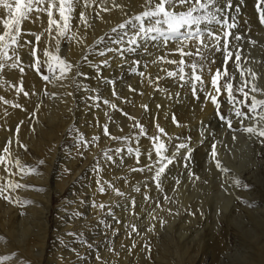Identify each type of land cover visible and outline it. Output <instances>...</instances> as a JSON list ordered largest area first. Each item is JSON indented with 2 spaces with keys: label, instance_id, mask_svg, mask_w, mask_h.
Returning <instances> with one entry per match:
<instances>
[{
  "label": "rangeland",
  "instance_id": "374dc122",
  "mask_svg": "<svg viewBox=\"0 0 264 264\" xmlns=\"http://www.w3.org/2000/svg\"><path fill=\"white\" fill-rule=\"evenodd\" d=\"M83 1L87 4L88 0H81V9L85 5ZM9 2L14 4V0H9ZM231 2L232 8L227 13H225V15H227L229 22L232 21V18H235V21L237 20L236 24H238V27L233 29L232 32L234 35H240L242 37V39L239 40L240 42L229 37L230 48L235 49L233 51V60L235 59V52L238 51L237 47H239V52L242 55L244 52H247V54L254 60H260L262 58V55H259L260 49L258 48L260 47L256 45V42L254 44L252 43V41H255L252 33H250L252 28L246 25V21L244 23L239 21L241 19H246L247 17L243 13V5L245 3H236L235 0H231ZM220 6L224 7V4L221 3ZM93 7H96V4H94ZM77 8L75 11L76 13L73 15V20L74 17L78 18L79 13L82 11H80L79 6H77ZM179 10L182 9L178 8L177 11ZM235 12L237 14H235ZM54 15L57 17L55 12ZM7 18V9L0 6V34H3V21ZM39 18H37V14L33 12L30 14L28 19L22 22V31H26L25 33L38 34L40 35V40L36 41L35 35L29 34L22 36L21 43H24L25 41H31L32 44L22 47L18 50V55L20 58L19 67H21L24 63V65L33 68V72L41 79L42 75L50 76V81H45L43 79L42 81H52L54 84H64L66 79L69 77V73L66 79H55L53 75L47 71V67L44 64V61L47 58L43 55V53L45 49L49 48L44 47V45L40 42L42 41L43 36L41 35V30L37 28V23L44 20V29H48V16L46 13H40ZM257 18H260V14H258ZM37 19H39V21ZM39 25L41 26V23ZM214 25L215 24L213 23L212 25H207L204 27L205 29L215 28ZM239 25H241L240 28ZM244 25L247 27L245 28ZM261 25L262 24H259V26ZM117 26H113L112 29L116 28ZM237 28H242L245 30L249 28V31H244L241 29V32H243L245 34L244 35L243 33H240V30H237ZM112 29H110L101 37L103 38L102 43L98 41L100 40L99 38L93 46H88L87 50L83 54V57L79 62H77V64L79 63L78 65H73L70 60L63 57L59 52L60 57L64 58L68 63L74 66L71 72H73V80L77 87V89L74 91L76 94L73 102V110L76 114V117L75 119L72 118L70 120L68 127L64 131V134H62L61 138L57 142V150L54 155L51 156V159L45 160L41 158L32 161H24L25 163L20 164V166L22 169H26L27 172L21 173L22 176H20L23 177L21 180L19 177L15 178L14 175L16 161L18 160L17 157L15 156V159L13 160L12 156H6L5 158L2 156V158H4L7 162L4 160L6 163L0 165V186L3 185L5 189H7V185L10 183H7V180H10L12 183L16 184L23 183L28 190H33V187L27 183V179H29V177H41L46 176L47 174L49 175L48 190H51L53 200L51 208L52 211L48 213V219L51 221L52 226L51 235L47 242V253H44L41 264H58L54 260L53 253L56 256V259H58L59 264L60 261H62L61 264H110L108 261H110L111 257L118 260L124 256L131 258L127 260V264H158L152 253L154 246L153 243L158 237L159 241L161 242L159 245L160 251L163 255L166 254L163 247H161V245L164 243L162 234H164L166 231L164 229H159L157 232L155 231V222L160 220L150 213L152 211V207L150 206H154L156 202V198L154 197L157 195L161 200H166V208L171 214L170 217H175L176 215L177 209L179 207L178 195L181 191H194L199 197H206L211 202H217L220 197H225L224 191L227 190L225 185V175L216 168L215 161L211 157L213 143H216V150L218 152L217 159L221 161L223 167L235 166L239 169H242L245 165L250 163L245 162L247 150L244 145L239 142H228L231 136L222 133L220 118L218 119L219 121H217V124L221 126L219 128L213 123L214 119L209 120L208 123L198 120V122L203 125L197 127V135L200 134V139L194 144V147L192 146L193 151L191 152L190 159L186 158V149H180L176 154L174 162L166 168L164 173L161 174L159 182L154 179L155 176H145L144 178H138L131 168L136 167L141 169L151 166L152 164L155 165V151L152 137L159 136L160 140L165 143L167 147V152L165 154L168 156H171L172 153L176 151L177 145L185 143V140L183 138L181 139L179 135L168 136L165 135V133H160L157 126L155 131L150 135L148 134L147 129H144V131L141 132L142 126L139 119L141 115L146 113L151 107V100H148L144 103L143 111L139 116H134L126 110L131 96L130 94L121 95L120 91H117V81L124 82V85L128 86V88L132 90L131 92L135 94L139 92L138 90H140L141 86L146 80H148L149 70L157 66L156 62H160L162 52H166L167 55L172 57L170 58L166 55L167 60L179 61L181 56L175 51V49H170L168 47L169 45L164 43L162 37H158L155 43H163L164 46H159L160 44H156V46L153 47V44H150L145 50H143L142 54L135 55L136 46L128 43V38L135 30L129 26L125 29V34L120 33L119 31L114 33L112 32ZM72 30L73 29L71 28V31L68 33V38L60 39V45L63 42H69L72 39ZM54 31L55 29H53V32ZM44 33L49 37V33H47V31ZM147 39L148 38L138 39L136 45H139ZM195 44L185 48V51L192 50L194 52ZM244 46H246L247 49H244ZM164 47H168L166 51L164 50ZM33 48L36 49V55L33 56L34 60L36 57H39L41 61L39 73L35 70L34 66H29L33 65L34 61H29L27 58V60H24L27 55L24 53L31 54ZM128 49H134V51H128ZM52 52L55 53V51ZM100 52H104L105 55H100ZM156 54H159V58L153 61ZM129 55H132V57L128 58ZM204 55L207 58L204 61H201L199 57H184L186 61L185 73L188 75H191V70L187 67V64L191 63L193 59H195L198 64L204 65L202 73H199V69L197 71L198 74L202 75L205 86L203 90H200V85L197 84V92L195 95H193L190 82L185 83L184 81L179 80L178 76H167L168 71H176L178 68L177 64L167 63L165 71L161 72L158 76L155 90L152 91L154 94H152L151 98L153 100L154 106L157 107V110H161L162 107L167 106L169 113H172L176 109H184L187 105H191L192 108L190 110V116L193 118H196V116L203 111V109L199 108L198 102L200 100V96L204 97L209 94V91H206V84L207 82L211 81L212 72H215L218 68L222 67V57L220 52H214L213 54V52L205 51ZM85 57L87 59H85ZM104 60H108V66H104ZM213 60L215 61L214 63L212 62ZM241 60H243L242 56ZM246 62H248V60H246ZM8 63H11V61ZM86 65H88L87 68L89 67L90 69L89 71L86 69V72H83V67ZM98 65L99 69L97 68ZM77 66L79 68H77ZM19 67L15 70H18ZM118 68H120V76H125L124 78L118 77L119 80H117L115 77L117 75ZM232 68L234 69L235 66L232 60H230L228 62L229 73H233ZM5 69L11 70L13 68L5 67ZM209 70H211V72ZM77 71L83 73L84 80L82 79V81H80V76H76ZM252 71L257 75L258 81L264 82L263 72H259L258 70L254 69ZM91 72L94 73V76L91 77L92 80L90 81ZM140 73H143V75H140ZM58 74L59 73L57 72L56 75ZM188 75L185 77L186 80L188 79ZM105 80L114 81L115 83H105ZM94 84L98 86V89L89 90V88L93 89ZM105 84H109L110 88L112 89L108 94H106L107 92H104ZM163 84H170L171 86L166 88L163 87ZM233 84L234 89L240 84L237 75L233 81ZM221 85H223V80H221ZM46 90L43 91L44 94L49 92ZM114 92L115 94H113ZM95 97H99V99H95ZM237 98L242 100L243 96L237 94ZM105 100L109 101V103L105 104ZM118 101L121 102L120 105L115 104V102ZM217 101L221 107H219L220 116L223 115L227 118H230L232 120V128L239 129L238 127L240 122L234 115V112L230 111L232 106L225 105L228 101L225 91L217 95ZM248 103L250 104L251 101L249 100ZM111 105H115L116 107L113 108ZM145 105L147 108L144 107ZM237 106L241 107L242 111L248 112L246 107L241 105ZM105 108L107 109V112H103ZM115 113L120 116V122H118L116 119L111 120L112 114ZM99 114L105 115L103 119ZM90 116H93V118L91 119ZM249 116L251 117L250 113ZM90 119L91 123L87 126V120ZM125 120H133L130 128L127 129V132L112 135L114 134L112 133L114 126L119 127V124H124ZM245 120H251V122L256 123V121H252L253 119L251 118ZM171 121L174 123L173 118H171ZM105 126H107V133L105 132ZM159 128L161 127L159 126ZM192 130H195V128H192ZM114 137H119V139H114ZM235 139L245 143L246 140H250V137L249 134L246 133L245 135L235 137ZM261 141L262 138L259 137L255 143V148L258 147ZM192 143H194V141H192ZM234 145H238V147L235 148ZM9 147L10 146H8V148ZM137 150L139 155L137 154ZM197 150L202 151L200 154L202 158H200L198 161H194L192 158L193 153H196ZM226 151L231 154H237L239 157L233 161H229L226 157ZM149 153H151V158H149ZM133 160H136L135 165L131 164ZM40 161H44V163L41 164ZM127 165H129L128 169L126 168ZM9 166L11 167L9 168ZM123 167H125L127 170L126 174H121V184H117L115 187L111 188V182L106 180V178L103 176L104 169L106 168L105 170L107 172L115 174L121 171H116L117 169H123ZM2 175H4V177ZM70 175L74 176L68 186L61 188L62 183L65 182V180H67L68 176ZM263 179L264 171L261 174V177H259V182L257 183V189L261 191L259 193L257 192V194L261 196L264 195V187L261 183ZM57 182L61 183L58 187L56 185ZM164 183H168L169 185V189L166 192L163 186ZM28 185L31 186V188ZM101 187L104 189L103 192L100 191ZM16 189L17 191L21 190V187ZM137 189H139V191H137ZM117 190L119 193H123V195H119ZM150 192H154L156 195H151ZM220 193H223V195ZM244 197L241 195L239 196V198L242 200H245ZM239 198L235 200L236 204H240V202H242ZM0 199L2 204L7 202L3 196H1ZM171 200H176L175 207H172ZM262 200L264 201V198ZM19 202L23 207H29L31 205V201L26 197H23V199L19 198ZM101 204L105 205V207L100 208L99 205ZM142 204L143 206H141ZM62 210L63 213L60 212ZM192 210V206L187 205L182 213L183 215L187 214L189 216V212ZM77 212L80 213V215H73ZM199 213L200 211L198 209L196 212L193 211V218L195 220L198 219ZM67 217L70 220L68 222H74L75 226L77 227L75 229H67L66 227L61 230L55 229L56 222L61 226L68 225L64 224ZM174 220L175 218L172 220L166 219L163 222V228H167L170 224L172 225ZM178 226L179 224L175 223L173 228ZM254 227L255 226L251 228ZM235 229L237 232H232L229 235L231 239L229 240L231 247H235L236 244L240 243L241 239L240 230L242 227H235ZM148 231L150 233H148ZM154 232H156L157 235H155L156 233ZM209 240H211V237L207 239V241ZM218 240L219 239L216 241L218 242ZM248 241L251 242V239L248 238ZM189 244H192L191 240L189 241ZM218 244L220 246L214 243L205 244L203 250L206 254L209 253L211 255L213 253L216 258H218V255H222L220 254V250L221 246H223L221 245V242ZM36 251V253H39V250ZM16 253L18 252L13 251L11 254H0V258L6 256L10 257L8 260L0 261V264H30V262H25L22 261V259L17 258ZM70 254L71 256L75 254L77 257L76 262L73 263L72 260H70L71 258L66 260ZM37 258L39 259V257ZM206 258L208 261L207 264H210V256H207Z\"/></svg>",
  "mask_w": 264,
  "mask_h": 264
},
{
  "label": "bare ground",
  "instance_id": "6f19581e",
  "mask_svg": "<svg viewBox=\"0 0 264 264\" xmlns=\"http://www.w3.org/2000/svg\"><path fill=\"white\" fill-rule=\"evenodd\" d=\"M235 2L240 4L245 3L243 5V13L247 17L246 19H241L239 21L242 23L246 21V25L252 28L250 33H252L256 45L260 47L258 48L260 49L259 55H262L260 60H254L247 54V52H244L243 55L240 53V55L243 57V60L240 62L241 66L243 67L242 69L246 70L248 68H253L254 70L264 73V25L259 26V24H261L260 18H257L258 14H260V11H264V0H235ZM94 4H96V7H93ZM144 4L145 0H88L86 7L83 6L81 9L79 5L80 11L82 10V12L85 14L87 24L81 22L79 17H74L72 25V39L70 42H63L61 45L59 44V52L63 57L70 60L73 65H76L77 62H79L83 57V54L87 50L88 46H93L96 41L106 32L112 29L113 26H117L131 18L133 15L144 11ZM235 14L237 13L235 12ZM39 19L37 20L39 21ZM43 21H39L37 23V28L41 30V35L43 36V39L40 42L44 45V47H48V50L55 51L56 31L52 32L53 36H46L44 33L46 32L44 29L45 23ZM40 23L41 26L39 25ZM241 25H239V28ZM247 26L244 25L245 28ZM214 27L215 28L213 29H218L216 25H214ZM239 28H237V30H240V33H243L241 32L242 30L249 31V28L246 30L242 28L241 30ZM155 41L156 40H153L149 37L146 41H143L139 45H135V55L142 54L143 50H145L150 44H153V47L156 46V44H160L159 46H164L163 43H155ZM195 43V41H192L189 44V47ZM167 45H169L168 47L170 49L177 48L175 41H169ZM168 47H164V50L166 51ZM244 47V49H247L246 46ZM237 48L239 51V47ZM24 54L28 55H26L24 60L29 59V61H34L32 54ZM158 55L159 54H156L153 61L159 58ZM166 55V52L161 53V57H164L165 59L160 60L159 63L156 62L157 66L149 70L148 80H146L141 86L140 90H138L139 92L134 94L131 92L132 90H130L128 86L124 85V82L122 81H117V91H120L121 95L130 94L131 99L127 104L126 110L136 117L139 116L143 111L144 103L148 100H151V107L146 113L141 115L139 119L142 128L147 129L149 135L155 131V128L158 125L164 129L165 135H179L181 139L183 138L185 142L189 143L190 147H194V144L200 139V134L197 135V127L203 125L198 122V120L208 123L209 120L214 119L216 121L213 120V123L216 124L218 128L221 127L217 124V121H219L218 119L220 117L221 107L217 109L210 99V96L207 95L204 97L200 96L198 103L199 108L203 109V111L199 113L196 118L190 116V110L192 108L191 105H187L184 109H176L172 113H169L167 106L162 107L161 110H157V107L154 106L151 96L154 94L152 91L155 90L159 74L164 72L167 67V63L165 61L169 55ZM130 57H132V55L128 56V58ZM245 59L248 60V62H246ZM87 66L88 65L83 67V72H86V69L89 71L90 68H87ZM21 67L24 68L23 72H20L19 69H4L2 72H0V98H2L0 99V158H2V156L4 158L6 156H12L14 160V157L16 156L19 161V166L16 164L14 175L15 178L19 177L22 180L23 177H21V173L27 171L26 169H22L20 164L25 163L24 161H32L41 158L49 160L56 152L57 142L61 138L62 134H64V131L68 127L70 120L72 118L75 119L76 117V114L73 110V102L76 94L74 91L77 89V87L73 80V72L69 73V77L66 79L64 84H54L52 81H42V79L33 72V68L24 65V63ZM232 70L236 73L239 82H241L239 71H237L235 68H232ZM119 71L120 68H118L117 75L115 76L117 80H119L118 77H125L120 76ZM214 73L215 72H212V75ZM93 76L94 73L91 72L90 81L92 80L91 77ZM245 78L251 80V76L247 73V71H245ZM79 79L82 81L83 75L80 76ZM253 82L256 83L259 88L264 89V82L258 80ZM21 84L24 90L23 92L19 90ZM168 86L170 87L171 85L163 84V87L167 88ZM206 87V91H209V94L216 96L219 95L212 88L211 81L207 82ZM96 89H98L96 84H94L93 89L89 88V90ZM44 90L49 92L44 94ZM110 90H112L110 85L105 84L104 92H107L106 94H108L110 93ZM245 90L247 91L248 89L246 88ZM223 91L224 90L221 87V93H223ZM24 92H27L28 95L25 96ZM255 95H257L258 99H264V95H260L259 93H256ZM5 101H7V103H5ZM115 104L120 105L121 102L118 101L115 102ZM14 105H18V107ZM225 105L228 106L230 104L227 101ZM103 112H107V109L105 108ZM99 115L102 119L105 116L104 114ZM90 117L91 119L93 118V116ZM111 118V120L116 119L118 122H120L121 119L117 113L112 114ZM171 118L174 119V123L171 121ZM91 119L87 120V126L90 125ZM132 122L133 120H125V123L119 124V127L114 126L112 132L114 134L112 135L127 132V129L130 128ZM220 122L222 125V133L231 136V138L228 140L229 143L239 142L245 146L247 150L245 162L250 163L245 165L242 169H239L235 166H225L229 169V172L224 174L227 190L224 191L225 197H220L217 202H211L206 197H199L194 191H181L178 195L179 207L175 217H170L171 214L166 208V200H161L156 195V193L150 192L151 195H156V197H154L156 198V202L154 206H150L152 207V211L150 213L161 221L155 222V231L157 232L159 229H164L166 231L164 234H162L164 243L161 245L166 254L163 255L160 251L159 245L161 242L159 241L158 237L153 243L154 246L152 253L158 264H207V256H210V264H264V201L262 200L264 195L261 196L257 194V192H261L257 189V183L259 182V177H261V174L264 171V144L260 142L258 147L255 148V143L259 138L258 136H249L250 140H246L245 143L237 139H233L234 136L238 137L245 135L246 133L243 131L233 132L227 127V124L224 121L220 119ZM252 124H255V122H251V120H244V126H249ZM240 127L241 124L239 123L238 128ZM192 128H195V130H192ZM189 137L191 138L190 141H188ZM261 138L264 140V137ZM192 141H194V143H192ZM8 146L10 147L8 148ZM5 147L9 149L8 153L3 151ZM234 147L237 148L238 145H234ZM201 153V150H197L196 153H193V160L198 161L200 158H202V156H200ZM226 157L229 161H233L234 159L238 158L239 155L231 154L226 151ZM4 158L3 160H5ZM157 159L158 157L156 153H154L155 165L152 164L151 166L142 168L144 169L143 171H134L133 169L136 167L131 169L135 172L138 178H144L145 176L153 177L155 176L156 169L159 167V165L156 163ZM131 164L135 165L136 160H133ZM10 167L11 166H9V168ZM128 167L129 165L126 166L127 169ZM149 167H151V171H149ZM126 168L123 167V169H117L116 171H121L115 174L107 172L105 170L106 168L104 169L103 176L106 178V180L111 182V188L115 187L117 184H121V174H126ZM2 176L4 177V175ZM73 176H68V179L62 183L61 188L65 186L67 187ZM231 177L239 178L248 187L245 188L235 186L233 180L230 179ZM27 181L26 182L33 187V190H28L23 183H20V185H22L21 190L17 191V189L12 188L6 189L5 194L11 198L10 201L7 200L5 204L0 202V237L4 238L0 239V254H11L13 251H16L18 252L16 253L17 258L22 259V261L30 262V264H41L44 253H47V242L51 235L52 223L48 219V213L52 211L51 208L53 197L51 190H48V174L41 177H29ZM9 182L11 181L7 180V183ZM261 183L264 187V179ZM59 184L61 183H56L57 187ZM31 186L29 187L31 188ZM163 186L166 192L169 189L168 183H164ZM37 189H43V191H39ZM220 194L223 195V193ZM240 195L242 197L245 196V200L239 198ZM23 197H26L31 201V205L29 207H23L20 205L19 198L23 199ZM238 198L242 201L240 204L235 203V200ZM248 202L254 203L255 206H249ZM171 205L172 207H175L176 200H171ZM187 205H191L193 208V210L189 212V216L187 214L183 215L182 213ZM141 206H143V204ZM197 209L200 211V213L198 219L195 220L193 218V211L196 212ZM60 212L63 213V210ZM173 218H175V220L173 221L172 225L170 224L167 228H163V222L166 219L172 220ZM68 221L70 220L67 217L64 224L68 225L63 226L57 224L56 222L55 229L61 230L64 229V227L67 229H75L77 227L75 226L74 222L69 223ZM175 223H178L179 226L173 228ZM253 226L259 228H251ZM235 227H242L240 230L241 239L240 243L236 244L235 247H231V243L229 241L231 239L229 235L232 232H237ZM148 233L150 232L148 231ZM155 235H157V233ZM209 237H211V240L207 241ZM248 238L251 239V242L248 241ZM215 239H219L218 242ZM190 240L192 241V244H189ZM219 241L223 246H221L220 250V254L222 255H218V258H216L213 253L210 255L209 253L206 254L204 252L203 247L205 244L214 243L219 245ZM36 250H39V253H36ZM37 257H39V259ZM53 257L55 262L59 264L54 253ZM69 259L72 260L73 263L77 261L75 254L72 256L70 254L66 260ZM128 259L131 258L124 256L123 258L121 257L116 260L111 257L108 263L127 264ZM61 262L62 261H60V264Z\"/></svg>",
  "mask_w": 264,
  "mask_h": 264
},
{
  "label": "snow or ice",
  "instance_id": "6c2138e0",
  "mask_svg": "<svg viewBox=\"0 0 264 264\" xmlns=\"http://www.w3.org/2000/svg\"><path fill=\"white\" fill-rule=\"evenodd\" d=\"M81 0H14V4L10 3L9 0H0V6L7 9L8 18L3 21V34H0V72H2L5 67L16 69L19 67V55L18 50L27 45H31V41H25L21 43V38L23 35H35L36 41L40 40V35L34 33H25L22 31V22L29 18L30 14L35 12L37 18H39L40 13H46L48 16L49 27L46 31L49 36H52L53 29L56 31V50L55 53L45 49L43 55L47 58L44 64L47 67V71L53 75L55 79H66L68 73L73 70V65L68 63L64 58L59 56V44L60 38H68V33L72 28L73 15L76 11L77 6H79ZM221 3L224 7H221ZM85 7L87 6L85 2ZM144 11L133 15L131 18L127 19L125 22L120 23L116 28L112 29V32L125 33V29L131 26L135 31L128 38V43L131 45H136L138 39L141 38H151L156 40L158 37H162L165 44L169 41H175L177 48L175 49L181 56L179 61L176 60H166V63L177 64L178 68L176 71H168V77H177L179 80L185 83H191V89L193 95L197 92V84L200 85V90H203L205 82L201 74L203 72L204 65L198 64L195 59L191 63L187 64V67L191 70V75L185 73L186 61L184 57H199L201 61L207 58L204 55L205 51L208 52H220L222 57V67L218 68L211 78V86L217 94L221 93V87L227 95L228 103L232 106L230 111L234 112V115L239 120L241 127L239 129L232 128V120L221 115L219 118L227 124V127L233 132L243 131L249 136L264 137V99H258L256 93L264 95V89L259 88L256 83L258 79L257 75L252 71L251 68L246 70L242 69L240 64L241 55L239 51L235 52V59L233 60L234 48H230L231 37L233 40L239 41L242 39L240 35H234L232 30L238 27L235 22V18L229 22V19L225 13H227L232 8L231 0H145L143 5ZM180 8L182 10L177 11ZM238 11V9H237ZM54 12L58 14V18L54 15ZM223 17V18H222ZM79 19L81 22L87 24L84 12L79 13ZM215 24L218 29L208 28L205 29L204 25ZM260 23L264 25V11H260ZM126 34V33H125ZM195 41V51L192 50L185 51V48L189 44ZM70 42V41H69ZM100 42H103V38H100ZM254 44L255 41H252ZM128 51H134V49H128ZM33 56L36 55V49L33 48L31 53ZM100 55H105L104 52H100ZM85 59H87L85 57ZM164 60V57L160 58ZM232 60L235 65V69L239 71L240 84L234 89L233 81L235 80L236 73H229L228 62ZM11 61V63H8ZM215 62L214 60L212 61ZM108 60H104V66H108ZM35 70L39 73L41 67V61L39 57H36L33 65ZM78 67V66H77ZM99 69V65L97 66ZM19 71L23 72L24 68L19 67ZM211 72V70H209ZM245 71L251 76V80L245 78ZM59 73L56 75V73ZM83 73L77 71L76 76H81ZM143 75V73H140ZM188 75V79L185 77ZM42 79L45 81H50L49 75H42ZM221 80H223V85H221ZM105 83H115L114 81L105 80ZM248 89L247 91L245 89ZM23 92L22 84L19 89ZM115 94V92L113 93ZM237 94L243 96L242 100L237 98ZM27 96L28 93L24 92ZM210 99L213 104L219 109L220 105L217 101L216 95H211ZM198 98V97H197ZM2 99V98H0ZM99 99V97H95ZM251 101L249 104L248 101ZM7 103V101H5ZM105 104L109 101L105 100ZM241 105L248 109V112L242 111ZM17 106L18 105H14ZM98 106V105H97ZM115 108V105H111ZM147 108V106H144ZM251 114V117L249 116ZM253 119L256 121L255 124L244 126L245 119ZM158 131L164 133V129L159 128ZM144 129L141 127V132ZM105 132L107 133V126H105ZM203 135V133H202ZM114 139H119V137H114ZM190 137L188 141H190ZM235 139V136L233 137ZM154 143V151L158 157L156 163L159 167L156 169V174L154 179L159 182L160 176L165 172L166 168L172 164L176 158V154L180 149H186L187 159L191 158V152L193 148L189 146L188 142L181 143L176 146V151L172 153L171 156L165 155L167 152V147L165 143L160 140L159 136L152 137ZM10 143V142H9ZM264 144V140L261 141ZM5 153H8L9 149L5 147L3 149ZM131 151V149H130ZM137 154L138 150H137ZM211 157L215 161V166L222 173L227 174L229 169L222 166V163L218 157V152L216 150V143L212 144ZM149 158H151V153H149ZM4 163L3 158H0V164ZM41 164L44 161H40ZM19 166V161H16ZM134 171H143L144 169H133ZM149 167V171H151ZM233 183L237 187H248L239 178L231 177ZM22 185L16 183H9L7 188H20ZM43 191V189H37ZM6 189L4 186H0V196H3L6 200H11V198L5 195ZM103 192V187L100 188ZM139 191V189H137ZM123 195V193H119ZM249 206H255L254 203L248 202ZM100 208H104L105 205H99ZM73 215H80V213H74ZM0 239H4L0 237ZM10 257H2L0 261L8 260Z\"/></svg>",
  "mask_w": 264,
  "mask_h": 264
}]
</instances>
